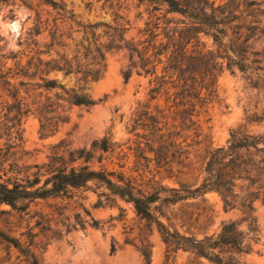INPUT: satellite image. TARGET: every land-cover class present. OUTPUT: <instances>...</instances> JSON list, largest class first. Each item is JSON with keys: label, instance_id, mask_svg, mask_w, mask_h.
Here are the masks:
<instances>
[{"label": "rangeland", "instance_id": "rangeland-1", "mask_svg": "<svg viewBox=\"0 0 264 264\" xmlns=\"http://www.w3.org/2000/svg\"><path fill=\"white\" fill-rule=\"evenodd\" d=\"M54 1L68 13L53 10L41 0L0 2L1 180L28 186V181L37 179L31 188L36 189L60 168L87 165L93 170L122 173L145 193L163 189L159 191L161 201L151 204V208L170 233L202 240L232 225L249 253H238L230 247L213 252L224 262L264 264V205L260 200L264 120L254 121L264 119V62L251 63L253 56L248 54L245 71L233 68L218 74L217 98L209 104L207 115L200 117L201 136L196 137L194 130L181 131L179 141H184L188 152L183 167H157L153 154L143 144L138 149L143 141L130 126L138 105L147 102L148 78L137 75L138 59L125 48L107 52L101 79L86 86L85 92L96 105L85 108L59 102L67 122L59 124L54 133L42 135L37 112L54 101L55 93L60 91L46 92L37 87V77L24 75L27 59L22 53L26 44L48 41L46 33H34L38 22L54 21L76 40L82 37L81 28L71 20L81 25L119 24L127 28L123 40L138 47L145 38V24L155 22L163 10L162 6L156 11L154 5L136 0ZM256 21L264 26V17ZM103 31H95L99 42L108 41ZM202 41L211 47L210 39L203 37ZM65 42L70 44V53L74 45ZM248 46L251 51H260L264 38L254 36ZM124 72L130 74L127 81ZM48 78L66 88L79 87L74 76L51 73ZM137 132L143 133L140 129ZM234 133L256 137L255 145L228 150ZM103 138H109L118 148L114 152L93 149L92 144ZM218 148L223 153L212 161L210 152ZM80 150L91 152L92 159L85 162L77 158L74 153ZM208 180L210 184L226 182L230 191L226 193L219 187L207 190L202 197L194 196V190ZM180 197L184 199L169 204V200ZM2 210L0 232L10 240L0 239V264H145L140 253L143 246L150 252V264H191L194 258L182 248L169 252L156 225L141 219L130 202L98 181L71 189L65 196L24 201L15 209L2 206ZM198 261L215 264L205 258Z\"/></svg>", "mask_w": 264, "mask_h": 264}, {"label": "trees", "instance_id": "trees-1", "mask_svg": "<svg viewBox=\"0 0 264 264\" xmlns=\"http://www.w3.org/2000/svg\"><path fill=\"white\" fill-rule=\"evenodd\" d=\"M41 1L53 10L68 13L63 5L54 0ZM136 1L154 5L156 11L160 10L158 6L163 7L155 22L145 24L143 30L145 38L138 42V47L123 40L127 28L119 24L115 27H110L106 23L81 25L71 20L81 28L82 37L76 40L72 35L63 32L54 21L51 24L48 21L38 22L34 33L38 36L46 33L48 41L26 44L22 53L27 59L23 67L24 75L37 77L40 81L37 87L46 92L60 91L55 93L54 101L44 104L37 112L40 133L52 134L59 124L67 122V116L59 102L85 108L96 105V101L85 92L86 86L101 79L105 72L107 52L125 48L138 59L140 72L137 75L148 78L147 102L138 105L130 126L131 132L143 141L139 143L138 149L140 144H143L144 149L153 154L157 167L166 169H172L173 165L183 167L188 152L183 146L184 141H179L181 131L194 130L196 137L201 136L200 117L207 115L209 104L217 98L218 74L224 69L232 71L233 68H237L245 71L248 54L253 56L251 63L260 65L264 62V47L260 51H251L248 46L249 40L254 36L258 39L264 38V26H259L256 21L257 17H264V1ZM70 16L73 18L74 15L71 13ZM99 28L106 30L102 33L107 42H99L96 38L95 31ZM109 30L112 31L111 34ZM203 37L211 40V47L202 41ZM65 40L74 45V50L70 53H68L70 44ZM51 73H60L64 77L74 76L79 87L66 88L56 80L49 79ZM129 77L128 72L123 73L125 81ZM262 120L264 119L254 121ZM138 129L143 133H138ZM256 139L253 136L234 133L231 135L228 150L234 152L239 148L254 146ZM92 148L102 152H114L118 147L109 138H103L94 142ZM222 153V148L210 152L212 161ZM74 154L77 158H83L85 162L92 159V153L89 151L80 150ZM230 163H233L232 157ZM89 181L102 183L112 194L130 202L141 219L156 225L163 242L171 249L169 252L174 253L182 248L193 255L191 264H200L198 261L200 258L215 264H235L224 262L218 253L213 252L223 247H230L244 254L250 251L248 246H242L232 225H225L216 236L205 237L202 240L179 236L175 232L170 233L151 208V204L161 201L159 191L163 190L162 188L148 194L122 173L115 175L104 169L93 170L87 165L69 170L56 169L43 185L36 189L31 188L38 183L37 179L28 181L29 185L25 186L17 182L10 185L0 178V214L4 212L2 206L15 209L17 204L24 201L65 196L71 189L82 188ZM205 182L194 190V196L202 197L207 190H219V187L226 193L230 191L226 182L213 184H210L209 180ZM260 190L261 204L264 205V181ZM182 199L184 197L168 202L173 204ZM223 202L226 207V200L223 199ZM247 208L252 210L251 205ZM94 227L97 225L94 224ZM249 229L252 230L253 226L250 225ZM0 239L10 240L1 232ZM140 253L144 263L150 264V252L146 246L142 247Z\"/></svg>", "mask_w": 264, "mask_h": 264}]
</instances>
